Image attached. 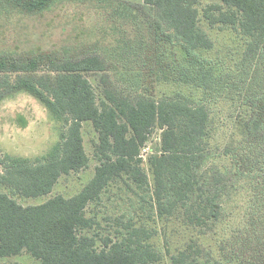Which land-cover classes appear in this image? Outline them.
<instances>
[{"label": "trees", "instance_id": "obj_1", "mask_svg": "<svg viewBox=\"0 0 264 264\" xmlns=\"http://www.w3.org/2000/svg\"><path fill=\"white\" fill-rule=\"evenodd\" d=\"M219 1L205 7L202 17L211 28L228 27L246 39L232 70L219 71L203 56L213 41L200 26V0L108 5L118 14L110 19L121 17L125 24L115 63L102 54L0 57V106L24 93L60 124L58 142L43 154L0 157V264L24 252L41 264H264V0ZM53 2L0 0V9L11 4L41 12ZM92 74L100 77L101 97L88 78ZM164 82L205 96L154 97ZM214 97L239 111V138L221 150L211 145L208 102ZM85 123L98 135L99 165L90 182L69 198L20 204L17 197H46L63 176L88 168ZM157 129L160 149L145 161L142 152ZM220 157L229 166L213 161ZM241 182L250 191L245 224L221 243L220 259L214 260L200 237L221 221ZM106 196L127 206L106 217L115 226L101 234L87 210ZM172 221L198 231V238L174 248L160 227Z\"/></svg>", "mask_w": 264, "mask_h": 264}, {"label": "rangeland", "instance_id": "obj_2", "mask_svg": "<svg viewBox=\"0 0 264 264\" xmlns=\"http://www.w3.org/2000/svg\"><path fill=\"white\" fill-rule=\"evenodd\" d=\"M200 1V26L213 41V49L206 51L203 56L214 66L217 64L219 71L232 70L244 50L246 39L228 27L211 28L203 19L202 11L208 5L220 4V1ZM122 2L142 4L144 0H54L48 9L33 13L23 9H13L14 7L8 4V7L0 9V57L17 59L43 53H55L59 57L70 56L76 59L102 54L115 63L119 61L118 53L115 51L117 46L123 45L121 39L124 38L122 31L125 24L120 21L121 17L111 20L110 13L115 16L118 14L107 6ZM88 78L96 89L98 97H101L102 94L98 88L100 77L92 74ZM122 81L125 82L126 79ZM148 86L152 85L148 84ZM174 92H182L197 100L205 96L203 91L193 89L191 86L167 82L156 86L153 95L160 98ZM223 98H210L208 102L213 129L211 145L213 149L218 150L231 143L236 137L239 138L236 122L239 111L235 105ZM24 122L26 126L23 125ZM59 135L60 124L49 116L44 106L27 94L21 93L8 97L0 106V157H3L5 153L17 157L41 155L58 142ZM83 135L85 150L90 158L88 168L63 176L52 194L46 197H17L20 204L37 206L57 195L69 198L80 192L90 182L99 165L94 157L98 135L91 123L84 124ZM160 135L159 129L151 133L149 142L142 152L145 161L149 155L159 151ZM213 161L220 167H227L230 164L228 159L221 157ZM146 171L149 172L148 168ZM144 192L147 195L150 194L147 189ZM249 195V185L241 182L240 189L228 201L221 221L212 230L203 231L206 234L200 237L201 245L205 250L211 251L214 260L220 259L218 249L221 243L230 238L235 230L244 226ZM121 204L119 198L114 197L110 200L106 196L101 203L89 206L88 216L100 223V225L96 224V227H99L97 232L106 234V231L111 230L112 224L115 226L114 222L106 221V217L120 215L123 206H127L125 203ZM180 222L172 221L166 228L163 223L160 224V227L166 230L174 248L182 246L191 237L198 238V231L187 230ZM158 240L163 242L160 237ZM2 262L41 264L27 252L3 259Z\"/></svg>", "mask_w": 264, "mask_h": 264}]
</instances>
